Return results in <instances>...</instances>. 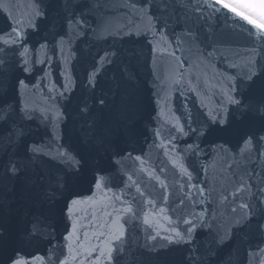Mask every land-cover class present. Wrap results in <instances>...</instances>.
I'll return each mask as SVG.
<instances>
[{
	"label": "snow or ice",
	"instance_id": "6c2138e0",
	"mask_svg": "<svg viewBox=\"0 0 264 264\" xmlns=\"http://www.w3.org/2000/svg\"><path fill=\"white\" fill-rule=\"evenodd\" d=\"M116 7L124 13L119 27L111 19V0H32L23 19L8 0H0V264H137L134 246L176 247L180 264H221L225 248L223 264H264V0H121ZM99 13H104L102 26L96 24ZM192 16L205 21L223 16L250 45L240 63L219 48L200 53L206 60L219 55L226 64L215 85L218 98L214 106L202 105L199 121L177 118L166 138L156 126L158 115L140 101L136 69L125 63L120 49L93 59L79 96L66 69L60 87L45 83L50 72L43 68L42 76L34 75L37 65H51L57 53L67 64L75 56L74 38L92 33L143 42L153 65L158 57H171L167 79L182 85L188 62L172 49L169 32ZM182 30L189 45L204 43L200 27ZM130 55L138 59L135 51ZM117 65L118 103L104 118L108 101L95 90L105 69ZM211 71L216 79L217 67ZM188 86L196 91L191 81ZM149 132L152 146L162 148L178 168L182 182L174 207L169 185L155 169L148 171L142 155H133ZM129 159L139 161L140 170L157 182L164 206L125 169ZM217 165L236 177L231 190H222L215 201L229 205L226 219L206 207L195 210L211 201L212 192L193 183L194 174ZM139 231L142 243L133 235ZM38 245L46 246V257L26 251Z\"/></svg>",
	"mask_w": 264,
	"mask_h": 264
},
{
	"label": "water",
	"instance_id": "95a60500",
	"mask_svg": "<svg viewBox=\"0 0 264 264\" xmlns=\"http://www.w3.org/2000/svg\"><path fill=\"white\" fill-rule=\"evenodd\" d=\"M120 2L121 0H111V6L114 12L111 19L115 27H119L121 22L124 21V13L116 7ZM177 2L179 3L180 0H177ZM183 2L187 3V0H183ZM8 3L12 6L14 14L23 19L26 17L28 11H30L32 0H8ZM103 20L104 13L97 14L96 24L102 26ZM193 21L194 23H192ZM96 24H93L94 31H98ZM187 27H200V36L201 40H204V43L198 46L189 45L183 39L184 31L182 28L186 29ZM173 28L175 30L174 34L171 30L169 32L172 49L176 51L177 56L182 57L188 62L183 67L185 82L182 85L177 86L167 79L169 64L173 63L171 57H158L156 65H153L148 46L143 44V42L136 44L121 42L115 37L93 35L92 33H89L81 39L74 38L72 47L75 50V56H70L67 64L62 62L60 54L57 53L53 57L51 65H37V71L34 75L37 78L42 76L43 73L39 69L43 68L44 71L50 72V76L45 80V83L52 82L57 87H60L66 82L64 76H62V73L66 69V74L71 76L75 84L76 90L74 94L79 96L84 91L83 81L85 73L93 63V59L99 54H102L104 50L110 48L120 49L124 54L123 59L125 63L131 61L136 69L137 76L134 84L139 92L140 101L148 113L158 115V121L155 122L156 126L161 129L162 136L166 138L171 130L172 124L176 122L177 118L181 122L187 121L189 117L199 121L204 111L202 105L214 106L218 98L215 85L220 79L219 73L225 70L226 64L219 55H216L211 60H206L200 53H207L215 47L225 51L230 61L240 63L250 45L246 34L241 32L238 27L233 28L231 21L225 23L223 16L219 19L211 17L206 21L197 20L195 16H192L188 24L173 25ZM205 36H207L206 40L204 39ZM220 39H225L226 42L218 43L217 41ZM33 40H39V35H34ZM196 47H199V53L196 51ZM132 51L138 54V59L130 55ZM38 55L43 57V52L38 53ZM213 65L217 67L216 79H212L213 73L211 68ZM227 71L233 72L236 70L228 69ZM119 75L120 71L117 65L105 69L99 77V85L95 90V96H104L108 101V107L102 113L104 118H110L113 115L114 105L118 103V98L115 93L117 91L116 80ZM157 76L163 79H157ZM153 81L158 86H154ZM188 81H191V87L195 88L196 91L190 90ZM34 99L36 102H40L41 96L37 94ZM157 100L159 103H156ZM152 145L153 137L151 132H149L147 140L141 138L139 144L136 145L137 150L133 155H142L148 171L155 169V175H158L161 180H164L169 185V190L172 193L169 198V206L174 207V202L180 195L178 185L182 182L178 168H173L169 156L165 155L162 148ZM178 145L182 148V141L178 142ZM141 147H143L142 153L140 152ZM124 167L129 174L133 175L134 180L138 181L146 191L152 193L153 197L158 200L160 206H164L161 199L162 190L154 179H150L148 172H142L140 170L139 161L132 159L126 160L124 161ZM235 179L236 177H232L231 173H228L219 165L216 167L209 166L207 172L195 173L193 183L203 185L212 192L211 201L197 205L195 210L200 211L201 207H206L210 211L215 210L221 219H226L229 205L218 206L215 201L218 199L222 190H231ZM131 191L135 193L134 188ZM15 192L18 195L19 184H17ZM8 195L11 196L12 193H8ZM193 195L199 200V195L195 190H193ZM204 199L209 200L207 194ZM11 207L15 209L17 203H12ZM7 211L8 209L5 207V214H7ZM133 235L134 237L138 236L141 243L143 242L144 237L142 231L133 233ZM26 251L36 256H47V248L45 245L31 246ZM133 252L136 253L137 264H180L181 261V251L176 247L167 251H148L145 249L137 250L134 246ZM228 253V248H225L221 253V264L227 260Z\"/></svg>",
	"mask_w": 264,
	"mask_h": 264
}]
</instances>
